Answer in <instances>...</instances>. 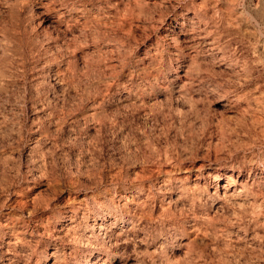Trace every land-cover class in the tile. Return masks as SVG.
Wrapping results in <instances>:
<instances>
[{
	"label": "rangeland",
	"instance_id": "rangeland-1",
	"mask_svg": "<svg viewBox=\"0 0 264 264\" xmlns=\"http://www.w3.org/2000/svg\"><path fill=\"white\" fill-rule=\"evenodd\" d=\"M0 25V264H264V0H0Z\"/></svg>",
	"mask_w": 264,
	"mask_h": 264
},
{
	"label": "bare ground",
	"instance_id": "bare-ground-1",
	"mask_svg": "<svg viewBox=\"0 0 264 264\" xmlns=\"http://www.w3.org/2000/svg\"><path fill=\"white\" fill-rule=\"evenodd\" d=\"M4 2V1H3ZM16 2V1H15ZM4 4V3H3ZM11 8H10V10H8L6 13L8 14V12H12L14 9H15V7H16V5L14 4V5H11L10 6ZM10 14V13H9ZM6 16V15H5ZM44 23H51L50 22V19L49 18H47V19H45V21H44ZM48 24V25H49ZM50 25H52V24H50ZM7 31H6V28L5 27H3L2 25H0V76H3V75H5V69H3L4 68V66H3V64H4V62H6V48L5 47H3L2 46V41H6L7 39H8V37H7ZM205 51V50H204ZM226 186V185H225ZM227 189V188H226ZM134 194V193H133ZM207 198V197H206ZM137 200V199H136ZM80 219V218H79ZM132 223V222H131ZM230 232V231H229ZM18 244V243H17ZM7 250V249H6ZM4 252V251H3ZM8 257V256H7ZM10 259V258H9ZM11 260V259H10ZM97 260L99 261V262H101V258L100 257H98L97 258ZM6 261V260H5ZM92 264H97V263H92ZM99 264V263H98Z\"/></svg>",
	"mask_w": 264,
	"mask_h": 264
}]
</instances>
